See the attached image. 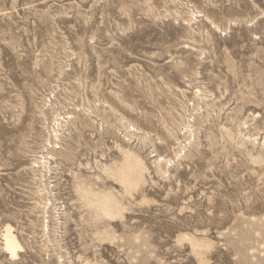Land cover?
Instances as JSON below:
<instances>
[{"label": "rangeland", "instance_id": "obj_1", "mask_svg": "<svg viewBox=\"0 0 264 264\" xmlns=\"http://www.w3.org/2000/svg\"><path fill=\"white\" fill-rule=\"evenodd\" d=\"M0 264H264V0H0Z\"/></svg>", "mask_w": 264, "mask_h": 264}, {"label": "bare ground", "instance_id": "obj_2", "mask_svg": "<svg viewBox=\"0 0 264 264\" xmlns=\"http://www.w3.org/2000/svg\"><path fill=\"white\" fill-rule=\"evenodd\" d=\"M117 207L118 206L116 204V201H113L111 199H109L104 205V208L109 217H115L119 213V210ZM3 238H4L3 240H4L5 250L8 252V254L11 257L15 258L18 255V252L22 250V246L18 242L17 237L13 234L11 227L9 226L6 227Z\"/></svg>", "mask_w": 264, "mask_h": 264}]
</instances>
